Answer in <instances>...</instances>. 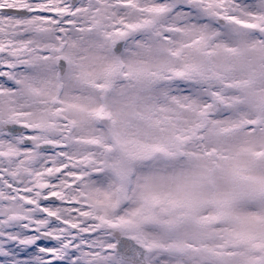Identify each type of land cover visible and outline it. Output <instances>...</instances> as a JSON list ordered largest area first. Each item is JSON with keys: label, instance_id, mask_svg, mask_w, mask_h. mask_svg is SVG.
I'll return each instance as SVG.
<instances>
[{"label": "snow or ice", "instance_id": "snow-or-ice-1", "mask_svg": "<svg viewBox=\"0 0 264 264\" xmlns=\"http://www.w3.org/2000/svg\"><path fill=\"white\" fill-rule=\"evenodd\" d=\"M0 264H264V0H0Z\"/></svg>", "mask_w": 264, "mask_h": 264}]
</instances>
